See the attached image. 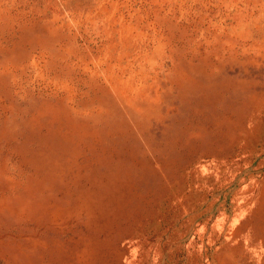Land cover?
Instances as JSON below:
<instances>
[{
    "label": "rangeland",
    "instance_id": "obj_1",
    "mask_svg": "<svg viewBox=\"0 0 264 264\" xmlns=\"http://www.w3.org/2000/svg\"><path fill=\"white\" fill-rule=\"evenodd\" d=\"M0 264H264V0H0Z\"/></svg>",
    "mask_w": 264,
    "mask_h": 264
}]
</instances>
